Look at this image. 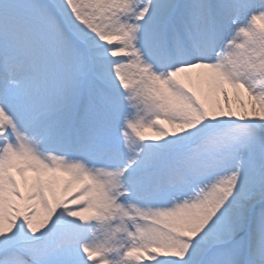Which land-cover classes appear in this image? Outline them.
I'll list each match as a JSON object with an SVG mask.
<instances>
[{"label":"snow or ice","instance_id":"1","mask_svg":"<svg viewBox=\"0 0 264 264\" xmlns=\"http://www.w3.org/2000/svg\"><path fill=\"white\" fill-rule=\"evenodd\" d=\"M0 264H264V0H0Z\"/></svg>","mask_w":264,"mask_h":264}]
</instances>
